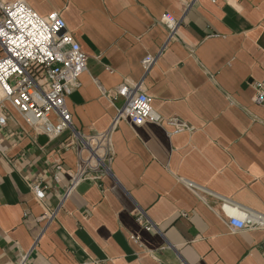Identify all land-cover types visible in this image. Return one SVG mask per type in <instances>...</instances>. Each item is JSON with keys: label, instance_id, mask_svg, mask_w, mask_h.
<instances>
[{"label": "crops", "instance_id": "obj_1", "mask_svg": "<svg viewBox=\"0 0 264 264\" xmlns=\"http://www.w3.org/2000/svg\"><path fill=\"white\" fill-rule=\"evenodd\" d=\"M1 1L58 12L88 61L66 99L72 129L58 138L6 105L0 264H264V228L229 225L264 218V0ZM165 14L181 22L171 39ZM122 85L166 122L114 125ZM106 133L105 168L72 187L74 137Z\"/></svg>", "mask_w": 264, "mask_h": 264}, {"label": "built area", "instance_id": "obj_2", "mask_svg": "<svg viewBox=\"0 0 264 264\" xmlns=\"http://www.w3.org/2000/svg\"><path fill=\"white\" fill-rule=\"evenodd\" d=\"M161 23L168 29L169 39L177 34L181 24L172 14H165ZM87 61L86 53L67 31L58 12L40 16L23 1L0 0V127L7 124L5 108L9 105L28 126L41 131L48 139L58 138L72 129L66 99L79 86L80 77L87 71ZM154 62L146 58L143 64L147 69ZM255 89V102L264 106V84H256ZM116 94L125 101L114 125L120 120H127L134 126L166 122L154 111L151 99L138 86L122 85ZM169 124L179 127L178 131L183 128L175 122ZM74 138L83 141V147L79 150L82 158L72 187L88 179L89 172L105 168L111 153L109 133L89 142L78 135ZM32 189L38 199L44 198L41 188L34 186ZM229 225L233 231L263 229L264 218L250 214L231 216ZM151 228L148 224L147 229Z\"/></svg>", "mask_w": 264, "mask_h": 264}]
</instances>
